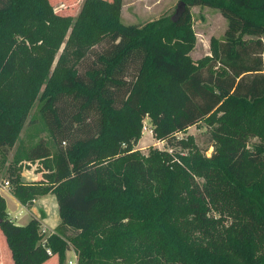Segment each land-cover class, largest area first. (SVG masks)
Returning <instances> with one entry per match:
<instances>
[{
	"label": "trees",
	"instance_id": "1",
	"mask_svg": "<svg viewBox=\"0 0 264 264\" xmlns=\"http://www.w3.org/2000/svg\"><path fill=\"white\" fill-rule=\"evenodd\" d=\"M179 2L181 16L140 25L122 21L123 0H83L76 17L51 0H0V152L40 101L54 145L15 154L44 174L11 187L24 206L55 195L60 217L43 246L40 221L15 224L0 195L10 264H64L69 250L76 264H264V0ZM193 6L227 21L198 62ZM66 31L53 67L50 42ZM146 119L168 149L134 150ZM201 122L211 156L177 137Z\"/></svg>",
	"mask_w": 264,
	"mask_h": 264
},
{
	"label": "rangeland",
	"instance_id": "2",
	"mask_svg": "<svg viewBox=\"0 0 264 264\" xmlns=\"http://www.w3.org/2000/svg\"><path fill=\"white\" fill-rule=\"evenodd\" d=\"M180 0H123L121 18L126 24H140L143 25L147 22L154 20H166L170 19L177 10V6ZM55 12L63 16L76 17L78 14L83 0H51ZM191 13V26L196 37V43L193 50L190 52V56L194 61H200L205 57H212L213 46L212 41H222L225 38V31L227 28L226 19L220 14L216 9L203 7V6H193L190 8ZM64 36V38H63ZM58 36L55 37L54 41H51V46L55 47L57 51L56 59L53 67H55L59 61V58L63 55V51L69 42V32H63L61 40L57 43ZM264 43V37L262 38ZM264 58V54H263ZM76 57H72L70 63L73 64ZM40 101H37L31 114L22 128L19 141L16 142L14 147L10 149L8 154L3 155L0 152V184L8 180L11 185L15 184L16 174H19L21 180V174L24 171L34 170L36 177L40 176L42 178L44 170L39 162L26 161L22 162V170L18 169V166L13 163V158L15 154L22 157L25 155L29 147L39 140H48L53 144V139L51 138L46 127L39 120V110L38 105ZM37 118V119H36ZM153 127L149 119L144 120L142 136L139 142L134 147V150L140 151L144 155H148L151 149H168L164 142H159L153 138L152 132ZM192 136L195 143L205 152L207 156H211L213 153V142L211 139V129L205 122H201L198 125L190 127L186 132L178 134V138ZM258 139L253 138L251 140L250 146L253 143H257ZM39 170V173H36ZM39 179V180H40ZM22 181V180H21ZM37 181V180H35ZM32 181H27L26 183H32ZM12 194L14 193V187H10ZM1 189V186H0ZM2 191L0 190V195ZM14 195V194H13ZM9 197V195H8ZM7 211L11 220L15 224H25L30 218V212H34L27 207L28 212L23 213L17 220H14V215L22 209L21 205L16 202V200L11 196L8 198ZM38 201V206H45L49 211V217L53 220L59 219V209L58 203L55 195H45L41 196ZM35 201V200H34ZM32 208H34V202L32 203ZM38 210V209H36ZM35 215L41 220H44L42 212L36 211ZM3 245V246H2ZM6 243L4 237L0 231V264H10L8 254L6 252ZM7 248V247H6ZM8 251V249H7ZM9 253V252H8ZM56 257L49 264H54ZM71 262V263H70ZM64 264H76V256L73 250L67 251L66 261Z\"/></svg>",
	"mask_w": 264,
	"mask_h": 264
},
{
	"label": "crops",
	"instance_id": "3",
	"mask_svg": "<svg viewBox=\"0 0 264 264\" xmlns=\"http://www.w3.org/2000/svg\"><path fill=\"white\" fill-rule=\"evenodd\" d=\"M36 173H39V175H40L39 170ZM39 179H40V176L36 177L35 174H34V170H32V171H24L21 174V180L23 182H25V183L27 181H32V180L35 181V180H39ZM10 190H11V188L1 190L2 191V194L1 195L5 198L6 205L8 204L7 203L8 202V199H7L8 195H9L8 198H10L12 196L16 200V202L21 205L22 209L19 210V212H17L14 215V220H17L23 213L28 212V209H27L26 206L22 205L11 192H9ZM49 195H51V194H49ZM38 201H39V199H37V200L34 201V208H32V206H28V208H30V210H33L34 211V212H30V213L28 212L29 215H31V218L25 224H19V225H26L32 218H36V219H38L40 221L41 225L47 227L51 232H54L56 226L60 222V217H59L58 220H53L52 221L50 219V217H49V211H48V209L45 206H41V207L38 206L37 205L38 204ZM36 209H38L39 212H42L43 213V216H44V220L43 221L41 220V218H39V217H37L35 215V212L38 211Z\"/></svg>",
	"mask_w": 264,
	"mask_h": 264
},
{
	"label": "built area",
	"instance_id": "4",
	"mask_svg": "<svg viewBox=\"0 0 264 264\" xmlns=\"http://www.w3.org/2000/svg\"><path fill=\"white\" fill-rule=\"evenodd\" d=\"M151 132L153 133V130H151ZM1 189L0 190H4V189H8L11 187L10 181L6 180L3 182V184H0ZM40 233L42 234L43 238L41 240V244L43 246H45L46 242H47V237L52 234V232L45 226L41 225L40 227ZM49 254H51V252L49 251ZM71 263V262H70Z\"/></svg>",
	"mask_w": 264,
	"mask_h": 264
},
{
	"label": "water",
	"instance_id": "5",
	"mask_svg": "<svg viewBox=\"0 0 264 264\" xmlns=\"http://www.w3.org/2000/svg\"><path fill=\"white\" fill-rule=\"evenodd\" d=\"M185 11V4L179 2L178 6H177V10H176V14L181 16L182 13H184ZM2 222V219L0 218V223Z\"/></svg>",
	"mask_w": 264,
	"mask_h": 264
}]
</instances>
